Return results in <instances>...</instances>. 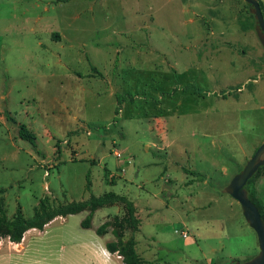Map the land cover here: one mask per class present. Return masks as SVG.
Returning a JSON list of instances; mask_svg holds the SVG:
<instances>
[{
	"label": "rangeland",
	"instance_id": "rangeland-1",
	"mask_svg": "<svg viewBox=\"0 0 264 264\" xmlns=\"http://www.w3.org/2000/svg\"><path fill=\"white\" fill-rule=\"evenodd\" d=\"M16 121L37 148L8 140L18 136ZM263 141L264 47L243 0H0L8 217L17 208L31 217L47 193L56 205L112 192L136 205L139 230L126 229L124 239L134 237L143 264L244 262L258 253L257 238L250 241L240 205L222 193L231 178L221 170L237 174ZM33 151L45 160L25 168ZM114 213L101 210L93 226ZM85 217L57 220L45 237L54 244Z\"/></svg>",
	"mask_w": 264,
	"mask_h": 264
},
{
	"label": "crops",
	"instance_id": "crops-1",
	"mask_svg": "<svg viewBox=\"0 0 264 264\" xmlns=\"http://www.w3.org/2000/svg\"><path fill=\"white\" fill-rule=\"evenodd\" d=\"M241 7L242 5L238 3L236 9L237 10L239 9L238 11H240ZM95 74L99 76L97 72ZM16 124H17V121H16ZM47 134L50 137H52V139L59 141V137L56 134L50 131H47ZM14 139L18 141L21 140L18 136L17 138H12V140L11 139H8V140L13 141ZM15 143H17V141ZM33 148H37V141H36L35 147ZM255 149H256V145L252 146V150H255ZM56 150H57V144L55 146V153H56ZM242 150L243 152H245L244 149ZM34 152L35 151H33L32 154H27L30 156L29 159L33 163H31L30 160L27 159L22 163V166H24L25 168H29V169H33L34 165L37 167L42 166V163L45 159L43 158L42 160H40L39 159L40 157L38 155H36V158H35ZM74 152L75 154L71 157L76 156V151ZM38 154L40 155V153ZM113 154L115 155L116 153L114 152ZM17 155L18 153L16 152L13 153L12 155L13 157L10 163H17ZM119 158H120L119 160H121L122 158L121 154ZM102 160H104V157H102ZM0 162H3V161L0 160ZM92 163L95 164V161L93 160ZM104 165L106 167L107 164L104 163ZM237 165L240 166L241 164L238 163ZM47 167L48 169H51V165H47ZM105 167H104V171H105L106 182L109 184H116V180H113V181L111 180V178L114 177V176H111L113 174L110 173L109 170ZM232 171L233 169L229 170V169L224 168L223 171L221 170V175L223 174L224 175L223 177H227L230 174L228 176L229 177L228 180L230 178L232 179V176L236 173V172H233V174L231 175ZM228 180L227 181L225 180L226 181L225 184L228 182ZM194 182H197V181H193L189 183L188 185ZM1 189L3 190L4 188H0V190ZM255 190H256V197L264 208V172L260 175V177L256 181ZM106 193H109V192H106ZM46 196L51 201L50 197H52V195H50V193H47ZM81 201H86V200H81ZM184 202H187V200H184ZM134 206L136 208V205ZM110 209H114L115 211V213L112 214L113 217L119 216L122 212L119 209V207H117L116 205L103 207V208L98 209L93 214L92 220L101 212V210H110ZM82 214H85L87 216L88 212L84 211L76 215L67 216L65 218L57 217L52 222H50L48 225H50L51 223L57 220H61V222L64 223V222H67L69 218L82 215ZM109 215L111 214H102L101 216H99V222H100L99 226L102 225L106 221V217ZM136 216H137V210H136ZM92 220H91L90 228L88 229L81 228L80 230L61 232L60 235L56 237L57 241L53 242L54 244H52V241L50 239L45 237V233H46L45 229L48 225L43 229V231H38L36 229H31L27 231L26 233H24L23 238L19 244H14L10 242L8 238H2L0 239V264H122L121 257L117 255H112L106 250V247H105L106 243L114 240V237L111 234V232L107 231L106 234L102 236L97 235L96 230L99 226L94 227ZM182 227L183 228L180 231V236L186 239L188 237L187 227L185 224H182ZM176 232L178 231L174 230V233ZM252 232L254 231L252 230ZM182 233H185L186 235L183 236ZM249 237H250V241L252 240V243H253V239L256 238V235H250ZM193 242L194 240L191 239L190 243H193ZM252 243L249 244V248L253 249L255 248V245H253ZM51 246L58 248L57 252L53 253ZM257 248H258V244H257ZM135 249H136V245H135ZM227 257L229 260L238 259V256H235V257L227 256ZM209 264H213V258L209 260Z\"/></svg>",
	"mask_w": 264,
	"mask_h": 264
},
{
	"label": "trees",
	"instance_id": "trees-1",
	"mask_svg": "<svg viewBox=\"0 0 264 264\" xmlns=\"http://www.w3.org/2000/svg\"><path fill=\"white\" fill-rule=\"evenodd\" d=\"M258 3L261 6L260 1ZM249 7V6H248ZM7 120L14 122L8 116ZM18 137L24 140L33 147L36 145V137L24 125H18ZM59 146L57 145V150ZM264 172V167H261L255 175L247 182L245 189L248 193L249 200L257 207L261 218L264 221V208L256 197L255 183ZM90 183L87 182L86 188L89 189ZM3 190H0V194ZM119 204L124 210L123 216H114L112 221H106L100 225L96 233L99 236L106 234L109 227L112 228L111 234L114 237L113 241L107 242L106 250L112 254L121 257L122 264H143L142 259L138 256L135 249V239L130 237L124 239V232L130 229L132 233L138 231L140 222L136 216V208L132 201L124 196L116 195L112 192L95 197L90 196L86 201L70 202L66 204L53 205L48 197L39 199L37 205L33 209V215L29 218L24 217L20 208H17L15 214L8 218L3 209V198H0V239L8 238L14 244H19L24 233L31 229L43 231V229L52 222L55 218H65L70 215H76L87 211L88 215L81 222V228L88 229L91 225L93 214L100 208ZM235 262L236 261H232Z\"/></svg>",
	"mask_w": 264,
	"mask_h": 264
},
{
	"label": "water",
	"instance_id": "water-1",
	"mask_svg": "<svg viewBox=\"0 0 264 264\" xmlns=\"http://www.w3.org/2000/svg\"><path fill=\"white\" fill-rule=\"evenodd\" d=\"M243 1L249 6V13L255 20L256 34L260 44L264 47V17L258 0ZM261 167H264V141L255 149L243 168L222 189V193L229 195L240 205L246 223L257 238L258 253L247 261L235 262V264H264V221L257 207L249 200L245 189L247 182Z\"/></svg>",
	"mask_w": 264,
	"mask_h": 264
},
{
	"label": "built area",
	"instance_id": "built-area-1",
	"mask_svg": "<svg viewBox=\"0 0 264 264\" xmlns=\"http://www.w3.org/2000/svg\"><path fill=\"white\" fill-rule=\"evenodd\" d=\"M115 156H117L118 158L120 157V154H115ZM183 234V236H185L186 234L185 233H182Z\"/></svg>",
	"mask_w": 264,
	"mask_h": 264
}]
</instances>
